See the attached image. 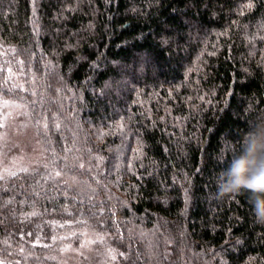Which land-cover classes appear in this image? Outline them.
Here are the masks:
<instances>
[{"label": "trees", "instance_id": "obj_1", "mask_svg": "<svg viewBox=\"0 0 264 264\" xmlns=\"http://www.w3.org/2000/svg\"><path fill=\"white\" fill-rule=\"evenodd\" d=\"M4 99L47 163L0 179L3 264L87 233L111 264H264L251 194L215 185L264 119V0H0Z\"/></svg>", "mask_w": 264, "mask_h": 264}, {"label": "rangeland", "instance_id": "obj_2", "mask_svg": "<svg viewBox=\"0 0 264 264\" xmlns=\"http://www.w3.org/2000/svg\"><path fill=\"white\" fill-rule=\"evenodd\" d=\"M21 80L20 75H16ZM47 163L41 139L31 124L27 108L14 100L0 102V179L30 172ZM84 245L64 252L65 264H111L95 249V236L86 234ZM108 262H107V261Z\"/></svg>", "mask_w": 264, "mask_h": 264}, {"label": "clouds", "instance_id": "obj_3", "mask_svg": "<svg viewBox=\"0 0 264 264\" xmlns=\"http://www.w3.org/2000/svg\"><path fill=\"white\" fill-rule=\"evenodd\" d=\"M215 185L220 198L250 193L256 221L264 224V119L252 123L232 146L228 166L218 172Z\"/></svg>", "mask_w": 264, "mask_h": 264}, {"label": "snow or ice", "instance_id": "obj_4", "mask_svg": "<svg viewBox=\"0 0 264 264\" xmlns=\"http://www.w3.org/2000/svg\"><path fill=\"white\" fill-rule=\"evenodd\" d=\"M0 264H3V262H2V261H0Z\"/></svg>", "mask_w": 264, "mask_h": 264}]
</instances>
